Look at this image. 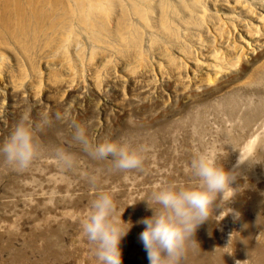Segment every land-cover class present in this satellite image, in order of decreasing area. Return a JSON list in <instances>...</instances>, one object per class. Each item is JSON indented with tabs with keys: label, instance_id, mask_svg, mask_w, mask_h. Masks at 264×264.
Instances as JSON below:
<instances>
[{
	"label": "rangeland",
	"instance_id": "374dc122",
	"mask_svg": "<svg viewBox=\"0 0 264 264\" xmlns=\"http://www.w3.org/2000/svg\"><path fill=\"white\" fill-rule=\"evenodd\" d=\"M222 1L109 0L108 12L87 5L90 23L83 14L43 11L54 0H0V144L23 120L37 147L23 172L0 157V264H99L81 225L101 192L112 196L120 226L131 224L120 242L122 264H149L138 239L145 227L138 221L152 215L145 201L160 185L194 186L188 167L199 154L236 174L235 195L224 207L239 216L229 212L218 221L223 208L214 205L212 229L197 227L182 260L219 250L228 264H253L233 236L240 219H252L238 198L254 185L264 188V22L242 7L220 21L209 7ZM28 4L41 11L39 23L55 26L25 31L34 43L26 52L16 37L38 20L12 14ZM50 37L57 41L48 43ZM71 122L93 144L137 151L143 171H114L110 159L93 160L72 141ZM56 148L72 155L70 169L57 165ZM239 155L247 160L237 166ZM257 231L264 239V216Z\"/></svg>",
	"mask_w": 264,
	"mask_h": 264
},
{
	"label": "clouds",
	"instance_id": "9594fccd",
	"mask_svg": "<svg viewBox=\"0 0 264 264\" xmlns=\"http://www.w3.org/2000/svg\"><path fill=\"white\" fill-rule=\"evenodd\" d=\"M56 118L61 119L59 113ZM45 123L48 121L45 120ZM70 127L73 129L72 141L80 145L93 160L110 159L114 171H143V158L137 151L111 141L93 144L79 123L71 122ZM36 155L33 131L21 120L0 144V157L13 170L23 172L31 166ZM54 159L62 169L67 170L73 166L72 155L63 149H55ZM246 160L239 157L237 166ZM188 171L197 181L194 186L160 185L152 193L150 201H145L152 215L138 221L145 226L138 239L149 264H180L185 256L186 242L194 237L197 227L209 219L214 205L223 208L222 211L228 209L225 215L233 212L224 205L232 199L228 195L230 192L235 195L234 189L230 187L236 179L234 172L225 170L206 154L194 156ZM115 211L112 196L101 192L91 201L87 218L81 225L87 241L94 246L99 264H122L120 242L128 234L131 224L124 230L120 224L125 222L121 220V215L120 222L114 219ZM233 215L238 217L239 213L233 212Z\"/></svg>",
	"mask_w": 264,
	"mask_h": 264
},
{
	"label": "bare ground",
	"instance_id": "6f19581e",
	"mask_svg": "<svg viewBox=\"0 0 264 264\" xmlns=\"http://www.w3.org/2000/svg\"><path fill=\"white\" fill-rule=\"evenodd\" d=\"M30 1V0H29ZM66 1L65 3H62ZM82 1L81 5L78 6L75 0H54L55 6H45L46 8L43 11H49L50 13L54 14H62V15H77V14H83L84 20L87 21L88 19L85 16H88V12L92 11V9L88 8L87 5H93L94 8L105 10V12L111 11V6L109 5V0H80ZM124 1V0H123ZM86 2V5L83 3ZM225 2V3H222ZM220 3H211L209 7V13L212 15V11L216 13V19L223 21L222 18L228 19L230 18V15L227 14L228 12H233V17L235 18V13L237 12L238 7H242L241 10H245L248 13L246 15H253L259 22H264V0H223ZM221 5V7H218V5ZM27 7H15L16 9L13 10V15L15 17L21 18V13H26L29 15V18L35 17L38 22L35 23L33 26H22L21 30H24V32L21 34V36L16 37V40L20 42L21 47L26 51H31L30 46H34V43L28 41L24 37L25 31L31 30V32H35L36 34L43 33L49 29H52L55 25L51 22H45L44 19H41L39 23L38 15L41 11H36V8L33 7V5L28 4ZM225 7L226 9H224ZM231 8V10H230ZM133 11H136V8H132ZM18 18L14 19V23L16 25L19 24ZM123 19V18H122ZM89 21V20H88ZM32 22V20H30ZM92 23V21H89ZM225 22V21H223ZM89 23V24H90ZM226 23V22H225ZM88 24V25H89ZM97 26V25H93ZM98 27V26H97ZM95 31V28H93ZM57 37H50L46 41L48 43H54L57 41ZM31 47V48H32ZM1 56H3L1 54ZM251 142H248L246 145L247 150L251 147ZM239 157H241L239 155ZM245 178H248L247 175H244ZM257 180L255 179L253 183H256ZM264 188L261 189V187L254 185L253 186V192H247L243 195V197L238 198V204L239 206L246 205V209L249 213H251L252 219H248L247 217H244L240 219L235 224L237 226V236H233L234 239L237 240V246L239 248H235L236 250L241 251L240 253L243 254V256L246 258L248 256H252V262L253 264H264V239H262L261 234H258L257 228L260 225L261 219L264 216ZM229 196L231 193L228 194ZM247 197H249L250 201L247 202ZM244 204H240V203ZM227 203V202H226ZM222 214L225 215L226 212H221L217 215L218 221L222 218ZM263 215V216H262ZM204 231L208 232L212 229V226L209 221H205L203 224ZM222 227V222L218 224L217 228L218 230ZM252 236H254V240L252 239ZM254 241V242H253ZM235 242V241H234ZM233 248V247H232ZM231 248V249H232ZM243 264H246V261L242 262ZM180 264H228L227 257L222 254L219 250H203V252H193L190 253L185 260H181Z\"/></svg>",
	"mask_w": 264,
	"mask_h": 264
}]
</instances>
